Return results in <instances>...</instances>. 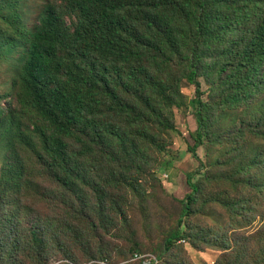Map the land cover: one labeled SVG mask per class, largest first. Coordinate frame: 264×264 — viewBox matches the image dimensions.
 <instances>
[{"label":"trees","instance_id":"trees-1","mask_svg":"<svg viewBox=\"0 0 264 264\" xmlns=\"http://www.w3.org/2000/svg\"><path fill=\"white\" fill-rule=\"evenodd\" d=\"M25 3L0 0L8 87L0 95V263L49 264L57 251L78 262L104 226L88 218L95 206L103 212L119 203L115 191L156 179V154L176 130L173 108L184 105L182 82L194 86V157L209 136L198 78L215 76L245 96L264 85V0H54L32 11ZM186 184L158 264H195L161 259L185 251V239L227 252L214 264H264V216L250 234L190 228L199 185L191 175ZM57 200L64 218L55 224L38 211Z\"/></svg>","mask_w":264,"mask_h":264},{"label":"rangeland","instance_id":"rangeland-1","mask_svg":"<svg viewBox=\"0 0 264 264\" xmlns=\"http://www.w3.org/2000/svg\"><path fill=\"white\" fill-rule=\"evenodd\" d=\"M48 1L54 0H26L25 9L38 10ZM6 70V67H0V95L8 91ZM215 79V76L210 80L203 76L198 78L209 136L195 149L196 157L188 149L194 146L192 133L196 129L194 109L189 104L194 98V86L182 82L180 91L184 105L173 108L176 130L165 136L166 147L162 153L156 154V164L160 166L159 172L155 169L156 179L147 175L135 181L132 187L115 191L114 196H120L119 203L107 205L103 212L95 206L88 218L104 226H95L92 239L98 242H91L90 255L86 247L78 252V262H72L63 259L57 251L49 264H139L151 260L153 264L160 263L157 247L165 233L176 224L181 209L179 201L190 192L186 184L188 175L199 185L192 206L194 214L187 220L190 228H213L217 234L244 226L242 230L250 234L262 224L264 85L258 91L257 87H248L245 92L249 95L245 96L243 91L226 88ZM247 164L251 167L245 173L243 169ZM1 173L0 164V177ZM55 204L51 208L46 203L38 212L41 217L57 224L63 222L64 207L60 200ZM225 204L233 210L234 216L227 212ZM56 206L59 209L54 208ZM122 217L126 218L125 222ZM97 245L102 249L101 255L94 254ZM181 245L185 251L172 249L161 259L171 257L175 261L214 264L227 254L214 247L194 248L188 239Z\"/></svg>","mask_w":264,"mask_h":264}]
</instances>
